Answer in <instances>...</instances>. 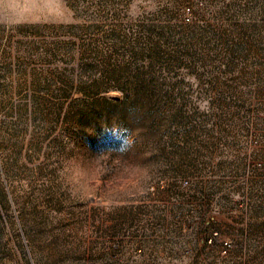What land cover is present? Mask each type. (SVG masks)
Returning a JSON list of instances; mask_svg holds the SVG:
<instances>
[{"label": "rangeland", "instance_id": "1", "mask_svg": "<svg viewBox=\"0 0 264 264\" xmlns=\"http://www.w3.org/2000/svg\"><path fill=\"white\" fill-rule=\"evenodd\" d=\"M0 264H264V0H0Z\"/></svg>", "mask_w": 264, "mask_h": 264}, {"label": "built area", "instance_id": "2", "mask_svg": "<svg viewBox=\"0 0 264 264\" xmlns=\"http://www.w3.org/2000/svg\"><path fill=\"white\" fill-rule=\"evenodd\" d=\"M221 246L225 248L226 246H230V241L227 239H223L221 242Z\"/></svg>", "mask_w": 264, "mask_h": 264}]
</instances>
